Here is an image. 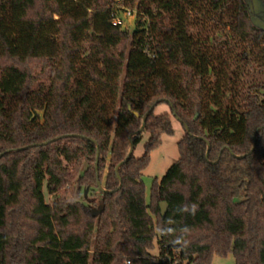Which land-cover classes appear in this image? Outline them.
Masks as SVG:
<instances>
[{
  "label": "trees",
  "instance_id": "trees-1",
  "mask_svg": "<svg viewBox=\"0 0 264 264\" xmlns=\"http://www.w3.org/2000/svg\"><path fill=\"white\" fill-rule=\"evenodd\" d=\"M126 8L131 32L112 23ZM254 17L249 0H0V263L264 264ZM173 117L179 158L147 201L142 174ZM99 183L95 213L72 192Z\"/></svg>",
  "mask_w": 264,
  "mask_h": 264
},
{
  "label": "rangeland",
  "instance_id": "rangeland-1",
  "mask_svg": "<svg viewBox=\"0 0 264 264\" xmlns=\"http://www.w3.org/2000/svg\"><path fill=\"white\" fill-rule=\"evenodd\" d=\"M249 3L252 7L253 12L256 15V17H254V21L260 27L264 28V5L262 4L261 0H249ZM59 17L60 16L56 13L55 18ZM135 26L136 14L133 17L126 18L123 28L131 32L135 29ZM165 112H169V106L166 103L159 104L155 109L156 114H162ZM172 120L174 125V133L162 134L161 143L151 151L150 162L142 174V180L146 187L147 201H149L151 188L153 186L154 180L156 178L160 180L166 173L167 169L171 166V164L179 158L178 141L182 138L184 134V128L180 121H178L176 118L173 117ZM148 137L149 134L145 133L143 140L137 145L135 149L136 155H141L143 153L144 143L148 139ZM101 184L103 185V183ZM72 195L75 199L90 204L94 207V209H97V211L100 209L99 207L101 206L102 199L101 189H90V187L86 186H76L72 192ZM46 200L48 202H52L53 200V197L47 194V192ZM152 254L156 256L159 255V248L157 245L156 248L152 251ZM182 263L189 264L186 260H184ZM125 264H130V261L127 259L125 261ZM171 264H180V262H171ZM210 264H235V257L232 252H229L225 256L214 254L212 256Z\"/></svg>",
  "mask_w": 264,
  "mask_h": 264
},
{
  "label": "water",
  "instance_id": "water-1",
  "mask_svg": "<svg viewBox=\"0 0 264 264\" xmlns=\"http://www.w3.org/2000/svg\"><path fill=\"white\" fill-rule=\"evenodd\" d=\"M129 107H130V106H129ZM136 114L138 115L137 112H136ZM145 121H146V118H144V122H143L142 127L145 125ZM138 132H139V131H136L135 133H133V134L131 135V137H130V144H131V146H130V150H129V152H128V155L126 156L125 160L122 161V162L118 165V167H117V172H118V176H119V178H121V176H120V174H119V168H120V166L123 165V164L129 159V157L131 156V154L134 152L135 144H134V141H133V139H132V136H133L134 134L138 133ZM255 145H256V140L254 139V147H253V149L255 148ZM253 149H252V150H253ZM0 156H1V154H0ZM98 157H99V152H98V154H97L96 165L98 164ZM99 187H100V189H101L102 191H106V189L104 188V186H103L101 183H99ZM101 207H102V204H101V206H100L99 208H101ZM160 207H161V213H162V215H165V214H166V211H167V208H168V204H167L165 201H163V202L160 203ZM99 208H98V209H99ZM94 211H95V213H98V212L100 211V209H99L98 211H97V209H94Z\"/></svg>",
  "mask_w": 264,
  "mask_h": 264
},
{
  "label": "built area",
  "instance_id": "built-area-1",
  "mask_svg": "<svg viewBox=\"0 0 264 264\" xmlns=\"http://www.w3.org/2000/svg\"><path fill=\"white\" fill-rule=\"evenodd\" d=\"M135 9L132 8H126L121 10L120 12H113L112 13V23L114 25H120V26H124L125 24V20L128 17H133L135 16Z\"/></svg>",
  "mask_w": 264,
  "mask_h": 264
}]
</instances>
